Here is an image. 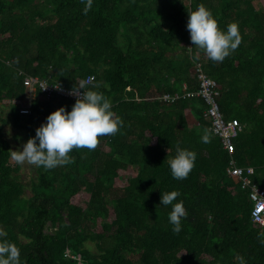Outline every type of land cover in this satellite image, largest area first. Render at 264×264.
<instances>
[{"label":"trees","instance_id":"obj_1","mask_svg":"<svg viewBox=\"0 0 264 264\" xmlns=\"http://www.w3.org/2000/svg\"><path fill=\"white\" fill-rule=\"evenodd\" d=\"M262 1L94 0L85 15L81 0H0V105L27 99L26 77L74 88L93 76L89 86L101 85L123 121L94 150L74 148L51 170L36 166L26 198L4 125L26 143L49 114L71 111L76 100H45L38 90L29 114L11 104L0 117V229L22 264H240V257L264 264V225L252 222L248 191L227 175L234 160L252 167V181L264 188ZM200 4L221 30L239 25L241 43L222 62L191 42L188 12ZM196 64L216 81L224 116L243 125L230 155L200 98L160 101L197 89ZM177 145L196 153L184 180L169 167ZM174 190L187 212L178 234L171 206L160 205L161 194Z\"/></svg>","mask_w":264,"mask_h":264},{"label":"clouds","instance_id":"obj_2","mask_svg":"<svg viewBox=\"0 0 264 264\" xmlns=\"http://www.w3.org/2000/svg\"><path fill=\"white\" fill-rule=\"evenodd\" d=\"M93 2L81 0L85 15L92 9ZM186 28L194 47L202 50L213 62H222L237 49L242 39L237 23H230L226 31L221 30L212 12L203 4L188 12ZM91 80L94 78L90 77L79 87L73 88L70 94L77 98L71 111H67L65 106L59 107L36 129L35 136L30 137L21 148L11 151V159L16 164L27 162L51 170L68 162V154L74 148L94 150L99 137L118 132L123 125L122 119L112 110L111 101L97 90L101 85L92 83L89 86ZM202 139L205 143L209 142V135L205 134ZM195 160V152L177 145L176 154L169 161L172 177L177 180L186 179ZM179 196V191L174 190L164 192L160 198V205L171 206L168 219L173 232L177 234L182 230V219L187 217L183 200L177 199ZM20 255L17 245L8 240L5 231L0 229V264H22ZM239 260L240 264H245L243 257Z\"/></svg>","mask_w":264,"mask_h":264},{"label":"built area","instance_id":"obj_3","mask_svg":"<svg viewBox=\"0 0 264 264\" xmlns=\"http://www.w3.org/2000/svg\"><path fill=\"white\" fill-rule=\"evenodd\" d=\"M197 89L194 92H185L182 94H163L160 101L165 104H173L186 98H200L205 104L204 117L210 124V131L217 137L223 148L232 154L235 151L234 140L238 138L243 130V125L238 118H226L221 111L218 98L221 96L215 80L208 77L202 70L200 64H196ZM93 76H88L86 80ZM85 80V81H86ZM93 80L89 81V84ZM24 86L28 90L27 99L8 100L9 103L18 107L20 114H29L31 112V103L38 90L43 99L49 100L53 95L64 99L76 100V96L71 95L73 88H68L60 81L49 82V79H40L38 77H26ZM81 92L83 90H80ZM10 104V105H11ZM227 175L236 183L240 184L243 190H247L252 202L251 219L258 226L264 225V188L252 181L254 169L252 167L237 166L234 160H230L227 168ZM67 257L77 260L80 263V257L66 254Z\"/></svg>","mask_w":264,"mask_h":264},{"label":"rangeland","instance_id":"obj_4","mask_svg":"<svg viewBox=\"0 0 264 264\" xmlns=\"http://www.w3.org/2000/svg\"><path fill=\"white\" fill-rule=\"evenodd\" d=\"M261 6L264 7V1L261 2ZM25 100V99H24ZM10 104L8 100H4L0 105V117H3L4 115L8 114ZM4 132L5 137L9 141L11 146V151L17 150L22 147V145L25 143L24 140V133L20 134V131L15 130L12 125L7 122V124L4 125ZM12 162H14L12 160ZM16 165V163L14 162ZM18 165V164H17ZM20 167L19 176L23 184L25 185V197L28 198L30 195V189L29 186L33 179L36 177V166L28 164L25 162L23 165H18ZM129 173L124 176L125 178L120 177L119 183L120 185H123L125 183V180Z\"/></svg>","mask_w":264,"mask_h":264}]
</instances>
